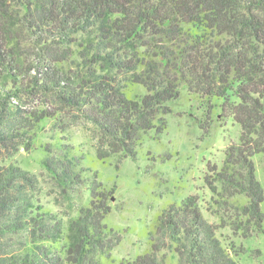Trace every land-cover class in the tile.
Returning <instances> with one entry per match:
<instances>
[{
	"label": "trees",
	"instance_id": "trees-1",
	"mask_svg": "<svg viewBox=\"0 0 264 264\" xmlns=\"http://www.w3.org/2000/svg\"><path fill=\"white\" fill-rule=\"evenodd\" d=\"M182 88L208 119L219 110L240 126L205 177L225 212L215 225L197 195L171 203L148 251L121 264H238L217 228L263 232L252 157L264 162V0H0V264H103L120 238L104 222L112 192L66 130L89 123L99 159L135 158L141 133L165 129ZM45 123L58 132L42 165L78 204L67 223L39 202L38 177L10 160Z\"/></svg>",
	"mask_w": 264,
	"mask_h": 264
},
{
	"label": "rangeland",
	"instance_id": "rangeland-1",
	"mask_svg": "<svg viewBox=\"0 0 264 264\" xmlns=\"http://www.w3.org/2000/svg\"><path fill=\"white\" fill-rule=\"evenodd\" d=\"M134 92L140 93L142 89L135 87ZM167 105L171 112L164 115L165 129L141 133L135 158L110 156L99 159L96 134L89 123L76 122L66 130L82 164L97 173L101 187L112 192L109 195L112 209L104 222L120 238L109 257H101L103 264H121L148 251L149 232L153 230L158 214L188 195L198 196L202 214L208 222L221 223L217 212L225 211L213 202V193L205 177L209 166H221L226 146L239 138L240 126L231 115L223 118L219 110L213 111L208 119L204 109L199 107L200 101L192 98L185 88L181 89L179 98ZM54 130L51 123H45L34 146L29 150L20 149L10 160L38 177L39 202L67 223L77 213L78 204L71 205L64 199L42 165L46 155L43 145L53 141ZM252 160L263 193V232L242 238L234 234L231 226L219 227L216 231L238 264H264V162L260 153L254 154ZM234 200L246 201L241 196ZM161 254L172 263L170 251L163 250Z\"/></svg>",
	"mask_w": 264,
	"mask_h": 264
}]
</instances>
